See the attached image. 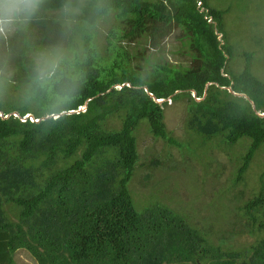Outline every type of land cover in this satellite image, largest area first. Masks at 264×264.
Returning <instances> with one entry per match:
<instances>
[{"label": "trees", "instance_id": "trees-1", "mask_svg": "<svg viewBox=\"0 0 264 264\" xmlns=\"http://www.w3.org/2000/svg\"><path fill=\"white\" fill-rule=\"evenodd\" d=\"M64 2L44 0L37 20ZM80 2L99 11L88 20L95 27L82 28L77 41L86 58L69 109L74 112L47 120L22 96L9 97L11 82L0 75V264H13L21 249L37 264H264V170L257 173L260 190L232 208L247 217L240 232L255 237L243 247L233 246L238 217L216 232L207 219L189 220L158 200L136 208L130 186L139 161L141 125L188 156L200 147H233L246 140L238 181L264 150V116L228 89L247 94L256 110L264 112V81L251 69V52L234 55L235 45L224 28L227 9L210 7L206 0ZM115 11L102 52L96 28ZM172 24L189 38L194 52L189 66L147 57L140 65L123 43L141 35L165 37ZM9 39L8 59L18 42L23 48L28 44L25 37ZM132 57L140 61L135 64ZM235 59L243 60L238 72L231 68ZM182 99L186 117L180 141L167 128L164 107ZM26 114L40 122L23 119ZM220 194L208 203L210 208H225Z\"/></svg>", "mask_w": 264, "mask_h": 264}, {"label": "rangeland", "instance_id": "rangeland-1", "mask_svg": "<svg viewBox=\"0 0 264 264\" xmlns=\"http://www.w3.org/2000/svg\"><path fill=\"white\" fill-rule=\"evenodd\" d=\"M206 2L210 7L227 9L224 14V28L225 34L235 45L234 55L239 57L243 51L251 52V69L255 76L264 81V0H206ZM116 13V11L110 13L108 20H103L97 25L98 36L95 40L102 52L107 43L106 36L115 23ZM41 19L42 22L37 18L33 19L26 26L27 29L23 28L18 33H11L7 37L0 36V75L11 82L7 90L9 97L22 96L21 92L28 74H31L36 53L63 40V36H60L62 33L56 31L60 26L56 22V10L47 12ZM120 29H125V25L120 26ZM159 32L162 34V31ZM21 36L27 39L28 44H24L23 48V44L18 42L14 55L8 59L9 46H6L5 41L10 37V39L18 37L20 40ZM155 37L154 40L153 35H141L132 41L127 39L123 42L132 54L141 60L132 57L133 63L137 64L140 61L141 65L144 62L143 58L147 57L152 62H169L171 65L183 67L190 65V58L194 52L182 27L172 24L165 37L160 35ZM153 42L157 46L153 47ZM234 61L231 68L238 72L243 67V60ZM82 109L83 107L80 110ZM164 110L167 128L181 141L185 134V100L171 101ZM29 118L34 117L30 114ZM137 135L139 161L130 183L136 208L149 206L147 203L158 200L163 206L167 205L185 213L189 220H194V217L201 221L207 219L206 225L211 226L216 232L226 230L235 217H238V233L234 236L233 246L243 247L255 241V237L247 230L240 232L247 217L237 216L232 208L236 202L247 200L254 192L260 190L257 173L260 174L264 170V150L255 155L244 178L238 181L236 171L240 155L245 151L246 140L233 147L216 144L209 145L208 148L200 147L188 156L182 148L152 137L144 125L139 127ZM153 160L158 164L153 165ZM220 191L223 192L220 194ZM219 194L221 200L226 203L225 208L222 205L210 208L208 203ZM218 207L223 210H219ZM13 264L37 262L27 251L21 249L15 252Z\"/></svg>", "mask_w": 264, "mask_h": 264}, {"label": "clouds", "instance_id": "clouds-1", "mask_svg": "<svg viewBox=\"0 0 264 264\" xmlns=\"http://www.w3.org/2000/svg\"><path fill=\"white\" fill-rule=\"evenodd\" d=\"M44 7V0H0V36L7 37L21 31L39 16ZM98 11L80 0H65L56 10V22L60 25L63 40L37 52L33 58L31 74L21 95L26 102L36 105L47 120L60 119L73 105L83 77L81 65L86 58L77 41L82 28L86 26L91 30L95 27L88 20L93 19ZM2 87L0 85V89ZM82 107L84 110L85 105L76 111Z\"/></svg>", "mask_w": 264, "mask_h": 264}, {"label": "water", "instance_id": "water-1", "mask_svg": "<svg viewBox=\"0 0 264 264\" xmlns=\"http://www.w3.org/2000/svg\"><path fill=\"white\" fill-rule=\"evenodd\" d=\"M222 35L219 36V38L221 37ZM229 91L239 97H244L245 99L249 100L253 109L255 110L256 114L259 115V116H264V112H259L258 110H256V107H255V104L254 102L249 98V96L245 93H242V92H234L231 88H228ZM178 92V91H176ZM193 95L195 96V92L193 91ZM156 99V98H155ZM198 100H200V98H197ZM157 102H162L163 100L162 99H156ZM74 111H69L68 113H72Z\"/></svg>", "mask_w": 264, "mask_h": 264}]
</instances>
